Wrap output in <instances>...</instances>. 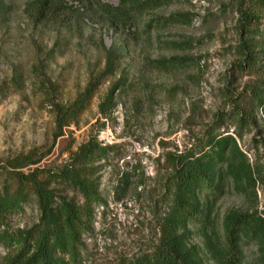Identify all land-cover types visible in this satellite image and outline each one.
I'll return each instance as SVG.
<instances>
[{
    "label": "rangeland",
    "instance_id": "1",
    "mask_svg": "<svg viewBox=\"0 0 264 264\" xmlns=\"http://www.w3.org/2000/svg\"><path fill=\"white\" fill-rule=\"evenodd\" d=\"M30 1L0 3V164L38 149L49 150L41 167H59L70 151L98 135L110 151L100 162L103 202L95 206L83 235L82 261L118 264L161 242L170 157L200 149L210 133L239 131V145L257 166L256 193H239L230 182L222 196L208 200L212 226H188V242L200 249L205 264H218L208 244L223 242L227 212H264V113L248 97L251 86L264 85V59L260 71H236L240 34L235 0H173L146 14L142 23L176 12L189 20L162 19L130 31L113 25L100 7L118 0H57L59 13L45 19L37 18ZM262 16L264 32V9ZM110 45L121 55L115 75L102 80L77 122L54 139L51 98L72 102L102 71ZM174 56L187 63L164 68L160 60ZM116 82L115 105L105 117L99 104ZM234 108L249 122L237 125L228 115ZM66 194L82 201L75 191ZM201 199L207 202L204 194ZM39 215L32 201L8 214L2 229H27ZM8 250L0 245V262ZM243 253L242 264H258L255 242H245Z\"/></svg>",
    "mask_w": 264,
    "mask_h": 264
},
{
    "label": "trees",
    "instance_id": "2",
    "mask_svg": "<svg viewBox=\"0 0 264 264\" xmlns=\"http://www.w3.org/2000/svg\"><path fill=\"white\" fill-rule=\"evenodd\" d=\"M173 0H118L117 5L100 3L111 23L125 31L151 27L171 20L187 21L186 13L176 12L168 17L142 18ZM2 0H0V3ZM57 0H31L37 18L55 17L59 13ZM238 13L239 60L236 71H260L264 59V32L261 30L264 0H235ZM120 54L114 45L106 48L104 67L89 80L83 91L70 103L51 98L54 114V139L65 134L66 127L77 122L87 108L102 80L114 76L119 67ZM168 65L187 63L182 57L160 60ZM162 65V64H161ZM45 78V76H43ZM120 82L110 86L99 104L100 112L109 116L115 105V91ZM47 89V88H46ZM250 103L264 113V85L254 84L248 94ZM237 125L248 123L240 108L228 114ZM228 117V116H225ZM210 133L204 145L170 157L171 173L167 176V214L162 223L161 242L148 252L129 257L118 264H205L200 249L188 242L190 223L203 228L212 226V203L225 193L231 182L239 193H256L257 166L249 162L247 153L239 145V131ZM110 147L98 135L91 136L70 151L69 158L59 166H40L49 150L32 149L0 164V245L9 248L0 264H83V235L91 225L96 205L103 202L98 182L100 162L106 160ZM24 169H28L27 171ZM79 193L82 201L66 194ZM204 194L207 202L201 199ZM35 201L39 220L31 227L10 232L2 226L11 212ZM224 239L218 245L208 244L218 264H242L243 244L255 242L258 246V264H264V212L257 210H230L224 217Z\"/></svg>",
    "mask_w": 264,
    "mask_h": 264
}]
</instances>
